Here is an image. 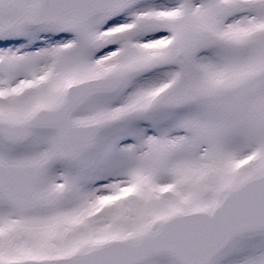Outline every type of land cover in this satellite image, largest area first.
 <instances>
[{"label": "snow or ice", "instance_id": "snow-or-ice-1", "mask_svg": "<svg viewBox=\"0 0 264 264\" xmlns=\"http://www.w3.org/2000/svg\"><path fill=\"white\" fill-rule=\"evenodd\" d=\"M0 264H264V0H0Z\"/></svg>", "mask_w": 264, "mask_h": 264}]
</instances>
